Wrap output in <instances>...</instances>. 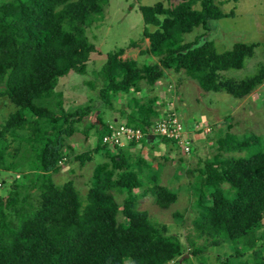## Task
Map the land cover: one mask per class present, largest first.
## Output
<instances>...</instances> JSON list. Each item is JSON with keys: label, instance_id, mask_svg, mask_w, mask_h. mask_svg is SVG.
<instances>
[{"label": "trees", "instance_id": "trees-1", "mask_svg": "<svg viewBox=\"0 0 264 264\" xmlns=\"http://www.w3.org/2000/svg\"><path fill=\"white\" fill-rule=\"evenodd\" d=\"M238 1L181 0L168 7L162 2L141 6L143 39L150 42L141 55L159 62L140 66L137 60L121 58L125 48L109 52L98 102L91 99L88 105L69 111L57 86L72 72L87 73L91 55L98 52L87 30L102 20L108 1L0 3V104H10L13 109L0 120V173L9 175L0 180L4 186L0 194V264H188V254L204 262L201 257L207 245L226 243L239 247L226 254L224 261L218 258L219 264H264L259 249L253 260L239 261L262 239L257 232L264 220V150L246 158L216 155L189 182L198 213L193 220L195 238L207 237L202 246L193 239L188 240L191 247L184 245L178 236L167 234L166 226L158 227L147 212L138 210L140 198L148 195L163 210L179 197L160 182L161 169L155 171L148 165L145 174L143 159L132 163L126 153H115L137 145L134 142L125 148L107 146L115 155L110 162L95 166L91 187L90 177L85 182L90 187L86 194L73 181L58 185L54 180L76 153L69 139L82 129L77 125L95 111L102 112L97 117L102 127L97 131L104 133L103 140L108 132L107 123L101 120L104 107L112 108L115 97L128 96L132 111L122 112L125 125L151 127L160 115L156 110L160 101L157 96L143 101V86L154 87L167 70L196 81L203 92L225 93L239 100L263 85L264 63L249 78L224 75L244 69L259 44L237 43L218 54L213 41L205 38L212 21L234 16V12L224 13L222 7ZM191 34L194 38L187 41ZM136 46V42L130 43V47ZM156 140L179 145L166 138ZM215 141L222 151L229 138ZM258 142L259 138L251 137L234 145ZM141 143L154 146L157 141L146 138ZM100 149L96 146L73 159L85 165ZM185 173L183 170L182 175ZM6 180L10 190H5ZM175 218L183 220L184 216L176 213Z\"/></svg>", "mask_w": 264, "mask_h": 264}, {"label": "rangeland", "instance_id": "rangeland-1", "mask_svg": "<svg viewBox=\"0 0 264 264\" xmlns=\"http://www.w3.org/2000/svg\"><path fill=\"white\" fill-rule=\"evenodd\" d=\"M7 1L10 0H0V3ZM107 1L102 20L87 30V36L98 51L91 55L87 73L81 76L72 72L62 78L57 86V91L63 93L64 106L67 111L86 106L91 99H94V103L98 102L99 91L104 83L102 69L109 52L125 48L126 52L121 57L123 60H137L140 66L158 63L159 60L153 56L141 55V52L149 47L150 42L149 39H143L145 24L140 7L154 6L158 2L168 7L180 3L181 0ZM222 10L224 13L234 12V16L212 21L210 23L211 32L205 38L213 41L214 49L218 54L231 50L237 43L259 44L255 55L246 61L244 69L231 70L224 74L228 78L238 80L249 78L256 74L264 63V0L230 2L225 4ZM151 30L154 31L155 28L151 27ZM200 32H202L201 29L197 30L198 34ZM194 36L191 34L186 37V40L192 41ZM131 42H136L137 46L130 47ZM143 87L141 94L143 101L155 96L159 97L160 102L156 105L159 117H163L164 113H168L174 107L177 109L179 119L185 128L186 138L190 142V152L185 154L186 150H183L180 145H174V142H158L155 139L157 143L154 146L153 143L148 145L140 143L125 148L123 152L115 151V153H126L132 163L139 158L143 159L142 168L145 174H148L146 171L148 165L155 167V171L161 169L160 182L178 193V201L168 210H163L154 203L152 195H148L140 198L138 210L147 212L152 223L158 227L166 226L167 234L178 236L184 245L191 247L192 244L188 240L193 239L196 244L202 246L207 237L195 238L193 220L198 213L194 210L193 191L188 184L195 181V176L199 175V169L205 168L208 161L213 160L216 155H220L223 159L225 157L246 158L254 151L264 150V86L261 95L256 89L251 93L252 96L249 95L250 97L243 99V103L225 93L203 92L196 81L170 70L165 71L154 87L149 88L145 85ZM113 102L112 108L107 105L104 107V116L101 120L112 124L114 122L125 123L124 117L126 116L122 112L130 114L132 111L128 106V96L115 97ZM11 108L10 104H0V120H3L13 110ZM101 114V111H95L93 116L84 118V123L77 125V129H82L69 139L74 143L71 144L76 153L71 155L68 163L63 164V169L54 176L56 183L64 184L69 180L73 181L81 191L80 193L86 194L91 187L95 166L110 162V158L115 155L111 148L104 146L102 142L104 133L97 131L102 127V123L97 119ZM226 136L229 141L223 145L225 149L219 151L215 140ZM251 137L259 138L260 142L241 146H236L238 143H234L243 142ZM96 146H101V149L94 154L92 162L81 165L73 159L75 154L89 152ZM166 157L168 160L165 159ZM183 170L186 171L184 175H182ZM89 177L90 187L85 183ZM144 177L142 176L143 179ZM7 178L9 175L0 173V180ZM2 187L4 186L0 185V194L3 192ZM5 190H10L8 182ZM116 198L117 201L122 202V197L116 195ZM176 213L182 214L183 220L175 218ZM257 235L262 239L256 249H249L239 261L253 260L254 252L258 249L263 251L261 253L264 256V220L263 227ZM207 246L201 257L205 258L204 262L188 254L187 256L191 259L188 264H219L220 260L224 261L226 254H233L232 249L239 247L234 243ZM182 261L181 259L180 262Z\"/></svg>", "mask_w": 264, "mask_h": 264}, {"label": "built area", "instance_id": "built-area-1", "mask_svg": "<svg viewBox=\"0 0 264 264\" xmlns=\"http://www.w3.org/2000/svg\"><path fill=\"white\" fill-rule=\"evenodd\" d=\"M173 106V105H172ZM166 138L178 141L185 149V154L190 152V142L186 138L183 123L179 119L178 112L170 111L157 119L151 127L145 129L133 128L123 124L109 125L108 132L103 138V144L110 147H125L130 143L139 144L149 137ZM188 152V153H186Z\"/></svg>", "mask_w": 264, "mask_h": 264}, {"label": "clouds", "instance_id": "clouds-1", "mask_svg": "<svg viewBox=\"0 0 264 264\" xmlns=\"http://www.w3.org/2000/svg\"><path fill=\"white\" fill-rule=\"evenodd\" d=\"M164 114H166V113H164ZM160 117H158V119H159ZM156 121V120H155ZM154 121V122H155ZM112 123H107V125H108V127H109V125H111ZM114 125H120V124H123V125H125V123H122V122H120V123H113ZM112 124V125H113ZM127 126V125H126ZM108 127H107V130H108ZM130 127V126H129ZM105 136V135H104ZM152 137V136H151ZM151 137H149V139L151 140ZM104 138V137H103ZM155 139H156V137H154V140H152V141H154L155 142ZM102 142H103V140H102ZM140 144V143H139ZM104 146H106V145H104ZM125 147H127V146H125ZM125 147H122V148H125ZM120 148V147H119Z\"/></svg>", "mask_w": 264, "mask_h": 264}, {"label": "crops", "instance_id": "crops-1", "mask_svg": "<svg viewBox=\"0 0 264 264\" xmlns=\"http://www.w3.org/2000/svg\"><path fill=\"white\" fill-rule=\"evenodd\" d=\"M263 86H264V84L261 85V86L257 89V91H259L258 93H260V95L262 94V91H263V88H262V87H263ZM250 96H252V94H251ZM250 96H249V97H250ZM243 102H244V100H243V101L241 100L240 103H243ZM242 108H244V107H242ZM192 129H193V128H192Z\"/></svg>", "mask_w": 264, "mask_h": 264}, {"label": "water", "instance_id": "water-1", "mask_svg": "<svg viewBox=\"0 0 264 264\" xmlns=\"http://www.w3.org/2000/svg\"><path fill=\"white\" fill-rule=\"evenodd\" d=\"M151 140H154V137L153 136L151 137Z\"/></svg>", "mask_w": 264, "mask_h": 264}]
</instances>
